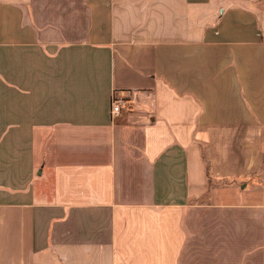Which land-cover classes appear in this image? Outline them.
<instances>
[{
    "label": "crops",
    "instance_id": "0c3cea01",
    "mask_svg": "<svg viewBox=\"0 0 264 264\" xmlns=\"http://www.w3.org/2000/svg\"><path fill=\"white\" fill-rule=\"evenodd\" d=\"M0 264H264V0H0Z\"/></svg>",
    "mask_w": 264,
    "mask_h": 264
},
{
    "label": "built area",
    "instance_id": "2783aa9c",
    "mask_svg": "<svg viewBox=\"0 0 264 264\" xmlns=\"http://www.w3.org/2000/svg\"><path fill=\"white\" fill-rule=\"evenodd\" d=\"M127 103L126 98L121 96L119 92H114L111 101V114L113 116H118L122 113V110Z\"/></svg>",
    "mask_w": 264,
    "mask_h": 264
}]
</instances>
